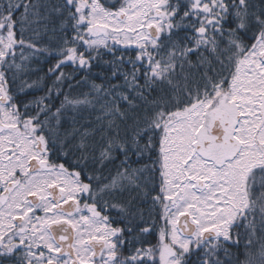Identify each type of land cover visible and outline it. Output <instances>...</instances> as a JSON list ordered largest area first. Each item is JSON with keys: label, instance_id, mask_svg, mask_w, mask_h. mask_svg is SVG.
Wrapping results in <instances>:
<instances>
[{"label": "snow or ice", "instance_id": "snow-or-ice-1", "mask_svg": "<svg viewBox=\"0 0 264 264\" xmlns=\"http://www.w3.org/2000/svg\"><path fill=\"white\" fill-rule=\"evenodd\" d=\"M0 264H264V0H0Z\"/></svg>", "mask_w": 264, "mask_h": 264}, {"label": "trees", "instance_id": "trees-1", "mask_svg": "<svg viewBox=\"0 0 264 264\" xmlns=\"http://www.w3.org/2000/svg\"><path fill=\"white\" fill-rule=\"evenodd\" d=\"M52 63H55V61H52ZM51 65H47V66H44V65H41V67H50ZM65 71H71V69H65ZM41 76L44 75L43 72L40 73ZM149 240H152L153 242H155V238L154 237H148Z\"/></svg>", "mask_w": 264, "mask_h": 264}]
</instances>
